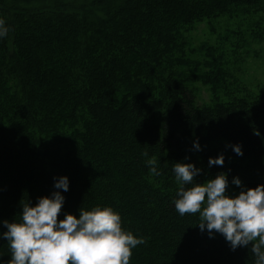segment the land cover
<instances>
[{
  "label": "trees",
  "instance_id": "1",
  "mask_svg": "<svg viewBox=\"0 0 264 264\" xmlns=\"http://www.w3.org/2000/svg\"><path fill=\"white\" fill-rule=\"evenodd\" d=\"M261 4L0 0L9 28L0 38V233L66 175L58 219L112 207L124 230L145 239L130 264H254L251 242L233 250L222 234L201 231L198 214L180 216L172 167L194 163L198 183L225 172L227 192L264 184V88L229 87L222 53L187 51L198 24ZM197 82L210 102H197ZM220 154L224 164L210 166ZM10 259L0 237V264Z\"/></svg>",
  "mask_w": 264,
  "mask_h": 264
},
{
  "label": "clouds",
  "instance_id": "2",
  "mask_svg": "<svg viewBox=\"0 0 264 264\" xmlns=\"http://www.w3.org/2000/svg\"><path fill=\"white\" fill-rule=\"evenodd\" d=\"M9 28L0 17V38ZM199 150V141H194ZM237 155H243L240 144L232 145ZM149 157L148 152H144ZM150 173L159 175L158 160H146ZM224 155L209 158V165H223ZM172 171L178 184L175 210L185 214H198L199 227L212 235L218 232L231 248L248 246L255 256L254 264H264V184L242 189L238 195H229L228 176L218 173L203 183L195 177L199 169L191 162H177ZM236 185L241 180L236 177ZM50 196L38 198L35 205H22L19 221L4 220L6 238L11 259L8 264H130L132 249L144 244L145 239L122 228L120 214L110 206H95L91 210H79V216L66 213L58 219L65 197L60 191L69 189L66 175L55 180Z\"/></svg>",
  "mask_w": 264,
  "mask_h": 264
},
{
  "label": "rangeland",
  "instance_id": "3",
  "mask_svg": "<svg viewBox=\"0 0 264 264\" xmlns=\"http://www.w3.org/2000/svg\"><path fill=\"white\" fill-rule=\"evenodd\" d=\"M240 13L233 19L198 24L187 35L190 42L187 51L197 59L206 58L205 47L215 53H222V66L230 76L227 85L233 87L238 83L255 92L264 88V4ZM195 87L197 102H210L208 85L197 82ZM230 189L227 192L229 195H238L240 192L236 188Z\"/></svg>",
  "mask_w": 264,
  "mask_h": 264
}]
</instances>
